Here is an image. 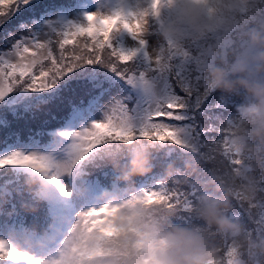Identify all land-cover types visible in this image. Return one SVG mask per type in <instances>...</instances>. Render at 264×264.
Instances as JSON below:
<instances>
[{"label":"snow or ice","instance_id":"snow-or-ice-1","mask_svg":"<svg viewBox=\"0 0 264 264\" xmlns=\"http://www.w3.org/2000/svg\"><path fill=\"white\" fill-rule=\"evenodd\" d=\"M171 2L0 0V193L19 188L29 169H70L63 179L53 177L61 195L39 215L26 217L15 198L0 215V264H96L104 256L121 231L114 209L92 204L112 180L106 140L156 139L164 142L158 162L182 167L183 149L210 161L213 148L242 122V102L211 93L203 81L206 42L180 59L153 58L145 29L162 23ZM239 4V15L227 17L209 40L226 48L241 25L264 19V0ZM57 140L63 141L59 153ZM160 182L156 172L133 195L143 202L167 199ZM238 212L252 219L256 232L264 230V209ZM32 223L44 229L41 255L11 240ZM89 241L96 246L89 248ZM234 255L227 264H239ZM67 256L72 259H62Z\"/></svg>","mask_w":264,"mask_h":264},{"label":"clouds","instance_id":"clouds-1","mask_svg":"<svg viewBox=\"0 0 264 264\" xmlns=\"http://www.w3.org/2000/svg\"><path fill=\"white\" fill-rule=\"evenodd\" d=\"M239 11V0H172L162 10V23L145 29L153 58L162 62L180 59L193 45L206 42L199 65L203 81L211 93L242 102V122L213 148L210 161L190 147L183 149L182 167L158 162L164 142L156 139L138 137L130 144L106 140L104 163L112 180L92 204L114 209L121 231L96 264H227L230 253L239 264H264V230L256 232L252 219L238 212L264 209V19L241 25L226 48L209 40ZM62 144L54 141L57 153ZM156 172L161 176L159 190L168 198L138 200L133 193L139 182ZM69 173L63 164L50 172L29 169L19 188L0 193V215L13 198L26 217L39 215L61 195L53 177L63 179ZM26 228V235L11 237L13 245L43 254L46 241L39 237L44 229L35 223ZM88 245L96 246L95 241Z\"/></svg>","mask_w":264,"mask_h":264},{"label":"rangeland","instance_id":"rangeland-1","mask_svg":"<svg viewBox=\"0 0 264 264\" xmlns=\"http://www.w3.org/2000/svg\"><path fill=\"white\" fill-rule=\"evenodd\" d=\"M159 119H162V117H161V118H159Z\"/></svg>","mask_w":264,"mask_h":264},{"label":"trees","instance_id":"trees-1","mask_svg":"<svg viewBox=\"0 0 264 264\" xmlns=\"http://www.w3.org/2000/svg\"><path fill=\"white\" fill-rule=\"evenodd\" d=\"M162 119H164V118L162 117Z\"/></svg>","mask_w":264,"mask_h":264}]
</instances>
